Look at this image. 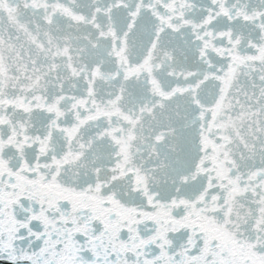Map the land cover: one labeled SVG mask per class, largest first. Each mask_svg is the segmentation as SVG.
Returning <instances> with one entry per match:
<instances>
[{
	"label": "snow or ice",
	"instance_id": "6c2138e0",
	"mask_svg": "<svg viewBox=\"0 0 264 264\" xmlns=\"http://www.w3.org/2000/svg\"><path fill=\"white\" fill-rule=\"evenodd\" d=\"M0 264H264V0H0Z\"/></svg>",
	"mask_w": 264,
	"mask_h": 264
}]
</instances>
